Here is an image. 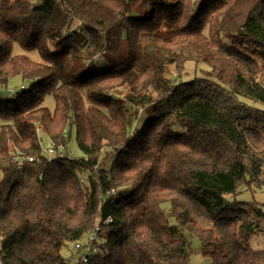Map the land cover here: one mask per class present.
<instances>
[{"label": "trees", "instance_id": "1", "mask_svg": "<svg viewBox=\"0 0 264 264\" xmlns=\"http://www.w3.org/2000/svg\"><path fill=\"white\" fill-rule=\"evenodd\" d=\"M188 60L205 77L175 81ZM13 77L32 83L0 99L2 264H70L107 216L84 264H188L191 238L210 264H264V211L237 198L264 188V110L244 101L264 103V0H0ZM39 131L55 149L74 131L82 156L48 160Z\"/></svg>", "mask_w": 264, "mask_h": 264}, {"label": "rangeland", "instance_id": "2", "mask_svg": "<svg viewBox=\"0 0 264 264\" xmlns=\"http://www.w3.org/2000/svg\"><path fill=\"white\" fill-rule=\"evenodd\" d=\"M80 27V24L77 20H73L70 24V27L67 29L73 32ZM66 31V33H67ZM65 33V34H66ZM68 34V33H67ZM12 51L14 54H25L29 56L31 59L35 61H40V56L36 50H24L18 44H13ZM208 66L204 63H196L194 61L188 60L184 65V69L180 74H173V79L177 82L189 81L192 79L203 78L205 77V72L208 70ZM30 80H22L20 77L11 78L5 86H0V99L11 98L16 92L21 90V84L25 88L31 85ZM246 104L258 107L264 110V103L259 101H253L251 99H244ZM44 105L49 108L50 111L54 110V98L52 94H47L44 98ZM152 115L149 109L140 110L138 113V117L134 123V128H139L143 125L145 120ZM39 141L41 148L44 150L45 148L50 146V142L48 137L42 131L38 132ZM67 151L74 158H78L82 156L81 151L79 150L76 139L75 132H72L70 140L66 144ZM59 151L62 150V147L57 148ZM113 155H109L105 160L106 165L110 163ZM242 201H251L256 200L261 204V208L264 211V188L262 189H254V192L251 190L244 189L243 186L240 187V194L237 197ZM248 245L252 248H264V232H256L254 233L249 241ZM190 251H189V263L188 264H210V259L203 254L201 242L197 238H191L189 241ZM73 250V242L69 243L67 246L63 247L61 250L62 256L64 258H68L70 253Z\"/></svg>", "mask_w": 264, "mask_h": 264}, {"label": "built area", "instance_id": "3", "mask_svg": "<svg viewBox=\"0 0 264 264\" xmlns=\"http://www.w3.org/2000/svg\"><path fill=\"white\" fill-rule=\"evenodd\" d=\"M70 32H71L70 30L67 31L68 34ZM66 149L67 147L63 146L62 150L59 151L58 149L49 146L45 148L43 152L48 160H52L64 156L72 158V155ZM28 159L32 160V157H28ZM114 192L115 189L111 188L110 190L106 191V194H110ZM111 221L112 218L110 216H107L103 220L100 217L96 218L94 227L90 229L81 239H78L73 242V250L67 258L70 261V264H84L94 255L102 251V248L100 246L101 234H102L100 223L103 222L104 224H107ZM0 264H2L1 260H0Z\"/></svg>", "mask_w": 264, "mask_h": 264}]
</instances>
